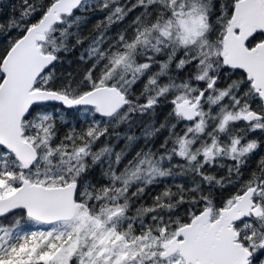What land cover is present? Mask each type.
<instances>
[{"label": "snow or ice", "instance_id": "6c2138e0", "mask_svg": "<svg viewBox=\"0 0 264 264\" xmlns=\"http://www.w3.org/2000/svg\"><path fill=\"white\" fill-rule=\"evenodd\" d=\"M7 7L0 264H264V0Z\"/></svg>", "mask_w": 264, "mask_h": 264}, {"label": "trees", "instance_id": "16d2710c", "mask_svg": "<svg viewBox=\"0 0 264 264\" xmlns=\"http://www.w3.org/2000/svg\"><path fill=\"white\" fill-rule=\"evenodd\" d=\"M18 3V0H3V4H0V8H3L4 13H7L9 11L8 5L16 4ZM69 60L72 59L71 56L68 57ZM79 66L76 63H73L71 67H69L67 64L64 65V70L65 71H74L78 68ZM122 146V142H121ZM119 150V147L117 148V151Z\"/></svg>", "mask_w": 264, "mask_h": 264}]
</instances>
